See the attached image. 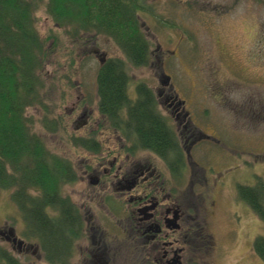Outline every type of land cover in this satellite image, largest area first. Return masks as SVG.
<instances>
[{"label": "rangeland", "instance_id": "1", "mask_svg": "<svg viewBox=\"0 0 264 264\" xmlns=\"http://www.w3.org/2000/svg\"><path fill=\"white\" fill-rule=\"evenodd\" d=\"M45 1L35 12L37 28L47 46L52 44L47 38L50 32L58 41L55 55L45 67V106L52 115L62 114L74 134L71 131L79 112L97 110L101 59L125 57L110 36L57 27L45 11ZM141 2L145 8L139 13V26L151 54L147 64L125 68L126 96L136 100L133 98L142 89H152L157 96L158 67L164 65L174 91L185 100L191 129L201 127L218 140L213 145L218 151L209 146L210 141L202 142L214 154L208 161L217 177L224 171L222 182L206 194L216 201L206 221L215 250L207 257L216 264H264L253 250L254 239L264 231L263 222L238 193L239 186L256 187L257 181L264 185V0ZM157 104L175 127L163 98ZM42 108L27 109L31 127L51 150L65 154L81 174L83 161L95 154L70 147L59 132L47 134L41 123ZM84 185L68 183L63 195L77 202L76 192ZM13 202L10 191L0 188V229L13 228L17 236L35 245L37 234L30 233ZM26 233L30 238L24 237ZM0 244L22 264H49L43 248L35 257L31 252L13 250L2 237Z\"/></svg>", "mask_w": 264, "mask_h": 264}, {"label": "trees", "instance_id": "2", "mask_svg": "<svg viewBox=\"0 0 264 264\" xmlns=\"http://www.w3.org/2000/svg\"><path fill=\"white\" fill-rule=\"evenodd\" d=\"M42 2L0 0V188L13 191L12 198L30 233L36 231L48 263L69 264L61 259L60 248L61 239L70 231L66 221L73 204L63 190L76 178L73 164L65 154L48 147L26 115L29 107H43L45 132H59L66 144L74 147L77 139L64 123V116L50 114L45 106V67L55 55L58 41L50 32L47 38L52 44L47 46L38 31L35 12ZM144 8L141 0L45 1V11L57 27L103 33L121 49L125 58H108L99 66V109L117 125L136 128L140 144L163 153L174 138L150 90H138L136 100L128 99L125 93V68L128 64L145 65L150 56L138 20ZM124 109L127 114H123ZM260 183L257 181L256 187L239 186L238 193L264 225V185ZM253 250L264 262V231L254 239ZM0 264L22 263L0 244Z\"/></svg>", "mask_w": 264, "mask_h": 264}, {"label": "flooded vegetation", "instance_id": "3", "mask_svg": "<svg viewBox=\"0 0 264 264\" xmlns=\"http://www.w3.org/2000/svg\"><path fill=\"white\" fill-rule=\"evenodd\" d=\"M104 62L101 59L100 64ZM158 71L157 96L150 90L155 107L159 112L158 98H163L176 124L172 126L159 112L174 138L165 152L140 144L136 128L117 125L102 112L98 91L97 110L82 109L77 115L71 131L77 139L73 146L95 155L83 161L81 174L73 166L76 178L71 183L85 185L76 192L79 200L71 201L73 210L66 221L70 231L61 239V259L69 264H216L206 255L215 250L206 221L216 201L206 194L222 182L224 171L218 180L208 161L214 154L202 142L210 141L216 151L213 145L218 140L201 127L191 129L185 100L174 91L171 75L162 63ZM94 113L97 117H92ZM0 237L18 253L38 257L43 248L37 236L33 245L10 227L0 229Z\"/></svg>", "mask_w": 264, "mask_h": 264}]
</instances>
